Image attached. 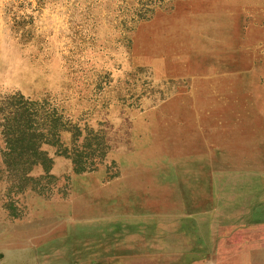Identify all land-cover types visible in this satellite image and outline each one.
Here are the masks:
<instances>
[{
    "label": "rangeland",
    "instance_id": "374dc122",
    "mask_svg": "<svg viewBox=\"0 0 264 264\" xmlns=\"http://www.w3.org/2000/svg\"><path fill=\"white\" fill-rule=\"evenodd\" d=\"M0 264H264V0H0Z\"/></svg>",
    "mask_w": 264,
    "mask_h": 264
},
{
    "label": "trees",
    "instance_id": "16d2710c",
    "mask_svg": "<svg viewBox=\"0 0 264 264\" xmlns=\"http://www.w3.org/2000/svg\"><path fill=\"white\" fill-rule=\"evenodd\" d=\"M31 111L16 107L4 117L5 121L2 124V133L7 145L2 152L3 161L9 176L22 183L35 180L36 177L31 175V171L37 166L41 167L43 172V175L37 177V181L54 179V175L51 174L52 157L42 150L41 145L42 139L48 135L58 142L60 133L57 122H61V116L56 115L46 136L44 129L34 124ZM73 164L76 172H82L86 168L82 164L81 153L74 154Z\"/></svg>",
    "mask_w": 264,
    "mask_h": 264
}]
</instances>
